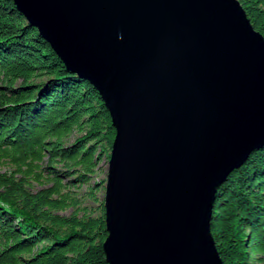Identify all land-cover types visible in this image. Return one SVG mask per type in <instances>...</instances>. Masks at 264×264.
Segmentation results:
<instances>
[{"label":"water","instance_id":"obj_1","mask_svg":"<svg viewBox=\"0 0 264 264\" xmlns=\"http://www.w3.org/2000/svg\"><path fill=\"white\" fill-rule=\"evenodd\" d=\"M116 137L107 264H223L216 197L264 147V36L238 0H14Z\"/></svg>","mask_w":264,"mask_h":264},{"label":"trees","instance_id":"obj_2","mask_svg":"<svg viewBox=\"0 0 264 264\" xmlns=\"http://www.w3.org/2000/svg\"><path fill=\"white\" fill-rule=\"evenodd\" d=\"M238 1L264 36V0ZM115 137L98 91L0 0V264H107ZM211 233L223 264H264V147L219 189Z\"/></svg>","mask_w":264,"mask_h":264},{"label":"rangeland","instance_id":"obj_3","mask_svg":"<svg viewBox=\"0 0 264 264\" xmlns=\"http://www.w3.org/2000/svg\"><path fill=\"white\" fill-rule=\"evenodd\" d=\"M1 170H2V172H5V171H8V170H11V168L3 167ZM105 170H106V173H107V171H108V163L105 164ZM103 178H104V176H98V177L93 178V181H94L95 183H97V182H99L100 180H102ZM104 197H105V189L99 194V198H100V199H104ZM66 214L68 215V214H70V212H68V213H66Z\"/></svg>","mask_w":264,"mask_h":264}]
</instances>
